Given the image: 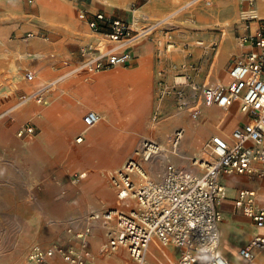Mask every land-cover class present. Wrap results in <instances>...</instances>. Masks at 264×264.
<instances>
[{
	"label": "rangeland",
	"instance_id": "1",
	"mask_svg": "<svg viewBox=\"0 0 264 264\" xmlns=\"http://www.w3.org/2000/svg\"><path fill=\"white\" fill-rule=\"evenodd\" d=\"M15 2L18 5L6 12L4 16L0 13V67L6 66L8 69L11 66L14 67L15 72L12 75L15 82L16 78L21 79L19 81L21 91L14 94L17 99L12 98L9 102L4 98L8 94L0 91V119L16 109L13 107L17 104L20 96L29 95L37 87L45 86L47 83L58 79V77H52L49 57L43 48H39V43L35 39L45 38L49 42L56 41V45L59 47L58 52L63 56L61 59L70 62V66L66 69L62 68L61 73L73 72L69 76L66 73L60 74L63 76L62 80L57 82L49 94L58 92L60 87L67 89L71 86H78L76 91L66 92V95L79 98L86 91L85 81L87 79L132 70L122 68L100 73L77 70L84 60L81 49L87 46H98L96 42L82 45L77 43L78 39H92L99 36L89 29L85 20L80 18L82 11H87L86 9H89L90 6L95 7V9L91 12L87 11L89 13L88 19L97 12H102L108 17L129 22L132 28L138 32L153 27L151 34L147 37V42L152 43L154 47L153 54L150 57L151 60L148 59L149 67L138 78L139 81L143 82L148 72L152 71L155 81L152 92L157 95V101L151 111V129L148 132H143L140 136L137 135L124 141L117 151L111 154L100 153V148L105 146L104 144L99 146L97 143L89 144L85 139L82 143L77 140L83 137V131L95 129L103 123L102 117L100 123L94 127L84 125L83 118L86 113L89 110H96V106H99L97 102L92 103L93 107L90 106L79 119L82 123V130L74 135L73 145L69 150H66L61 143H58L57 153L48 169L49 173L68 168L72 175L67 180L68 182L65 181L67 183L64 182L67 187L61 191L52 186L36 188L41 199L40 219H33L24 211V206L19 202L20 194L17 189L11 188L7 193L0 194V264H27L28 257L34 247L66 244V240L56 242V239L66 234L68 227L74 226L81 229L90 213L104 211L116 205V193L113 198L104 196V198L98 199L88 190L86 184L91 178V170L96 168L103 170L104 178L100 180V184L106 190L110 188L109 179L112 173L121 169L130 160H138L153 181H161L165 171L162 178L155 179L151 176L146 164L163 162L161 160L163 155L169 154L173 158L185 162L174 161L170 163L165 161V169L169 165H177L181 168L189 167L193 158L199 157L208 148L212 137H191L185 142L186 135L184 134L179 142L178 151L175 153L170 138L166 139V144L158 139L162 126L167 123L165 120L170 118V114H165L163 105L159 106V103L168 101V106L173 111H178L179 115H183V118L194 121L191 118L190 110L195 105L202 103L201 97L195 94L193 90L194 83L209 82L210 84L226 85L230 68L235 60L241 56L242 48L238 39L244 30V24L240 20V12L245 4L243 0H33L32 3L29 0H0V10L9 9L10 3ZM255 2L260 11L259 0H255ZM28 34H33L34 37L28 38ZM146 35L148 34H144L142 37ZM169 36L173 39L174 47L167 53L164 48ZM3 43L13 47H24L21 54L24 57L21 67L24 71H38L34 82L30 83L24 80L25 72L16 75L17 67L20 65V62L17 61L19 55L15 56L14 53H8L6 48L2 50ZM227 43L230 48L229 52H225L224 49ZM71 45H74L73 48H70ZM76 46L78 49L75 48ZM69 51H75V55H72L75 62L70 61ZM159 52L161 53L159 54ZM31 55L35 56L36 61L41 62L40 68L35 67L36 64L33 62L26 61L32 59ZM217 59L218 64L216 63ZM215 63L219 68L216 66L213 70ZM91 83L95 84L93 80ZM149 89L147 87L145 90L149 91ZM49 94L41 106L46 107L50 104ZM180 94L183 97L182 100ZM136 97L134 96L133 99ZM184 102L187 103V107H182ZM143 106L148 108L147 103ZM63 107L62 105L57 107L54 114L60 116ZM204 107L206 106H201L200 117L194 122L201 123L202 118H205ZM215 110L216 112L214 114L212 112L208 117V125H212L214 120L218 126V124H222L221 119L226 120L225 113L217 108ZM135 131L130 132L133 134L136 133ZM173 132L174 130L168 132V135L172 136ZM203 132L205 134V131ZM227 134L230 135L231 131ZM146 139L159 142L165 147V153L148 163L135 155ZM194 141L197 145L195 150L189 155L185 154L184 149L187 148V144L189 142L194 143ZM81 173H87L88 177L74 183L76 176ZM9 175L11 182L16 180L17 177L14 174L9 173ZM3 176L5 174L0 172V179L5 178ZM43 179L44 176L33 181L34 185ZM78 187L83 188L80 194L76 193ZM64 196H69L72 199L71 203H63ZM89 203L100 207L87 211ZM66 212L73 217L64 218L67 216L65 215Z\"/></svg>",
	"mask_w": 264,
	"mask_h": 264
},
{
	"label": "built area",
	"instance_id": "2",
	"mask_svg": "<svg viewBox=\"0 0 264 264\" xmlns=\"http://www.w3.org/2000/svg\"><path fill=\"white\" fill-rule=\"evenodd\" d=\"M243 1L240 20L244 30L238 40L245 51L230 68L231 81L226 85L194 83L193 90L201 97L202 103L192 107L190 113L196 121L202 105L227 110L238 101L242 112L247 113L251 121L237 127L230 139L212 138L208 148L192 160V169L169 165L161 181L151 180L138 160H130L109 179L117 192L119 207L90 213L81 229L68 227L70 238L66 244L34 247L27 264H95L90 240L97 230H103L107 240L102 253L113 255L125 249L134 264H151L148 255L152 243H157L160 248L173 246L178 249V260L170 264H231L220 252L222 215L218 207L224 191L221 176L237 173L264 177V18L260 17L255 0ZM88 14L82 11L80 18L108 45L100 43L96 47L81 49L84 60L77 70L100 73L130 66L137 47L134 43L144 34L148 37L153 27L138 32L129 22L108 17L102 12L89 19ZM32 37L33 34H28V38ZM168 38L164 48L167 53L174 47L172 37ZM50 58L57 59L55 55ZM62 63L70 66L69 61ZM72 73L66 74L69 76ZM62 78L59 76L51 83L37 87L29 95L20 96L15 107L31 101L43 104ZM26 80L34 82L35 74L28 73ZM180 99H183L181 94ZM182 107H187V103H182ZM101 119L97 112L90 111L83 120L86 127H94ZM184 133V128H181L173 134L174 150ZM33 134L35 127L26 124L18 136ZM81 140L83 138L78 139L79 142ZM162 151L160 144L148 139L135 155L144 162H150ZM86 176V173H81L74 183ZM254 196V192L242 191L236 205L258 227H263L264 208L255 205ZM263 248L264 237H258L242 249L240 255L247 264H252L253 250Z\"/></svg>",
	"mask_w": 264,
	"mask_h": 264
},
{
	"label": "crops",
	"instance_id": "3",
	"mask_svg": "<svg viewBox=\"0 0 264 264\" xmlns=\"http://www.w3.org/2000/svg\"><path fill=\"white\" fill-rule=\"evenodd\" d=\"M17 5V2L10 3L9 9L0 10V13L4 16L6 12ZM94 9L95 7L90 6V8L86 10L91 12ZM35 40L39 43V48H43V51H45L46 55L49 57V68L53 73L52 77L55 76L56 78L67 73L66 71L64 73L62 72L63 74L61 73V69H66L67 66H64L62 63L63 60L61 57L63 56L58 52L59 47L56 45V41L49 42L44 39ZM78 40L79 41L77 43H79V45L88 43L91 44L95 42L97 45L100 43L108 45V43L103 41L100 36H95L92 39L86 38ZM136 45L137 47L133 51L134 60L131 65L128 67H116L111 71L122 68H130L133 71L139 67L140 60L150 59L153 54L154 47L152 43L147 42V35L139 39ZM73 46L71 45L70 48H73ZM240 47L242 48V54L245 51V48L241 45ZM75 48L78 49L77 46ZM3 49L7 50L8 53H14L15 56L19 55L17 61L20 62V65L17 67L16 75L25 72V81H27L26 75L28 73L36 75L38 71H24L21 67L22 61L24 60V57L21 56L24 51L23 46L13 47L11 45L4 44L2 50ZM73 53H75V51H69V57L71 59L70 61L75 62L72 56ZM53 55L57 57L56 60L50 58ZM31 57L32 59H27L26 61H31L33 64H36L35 67L40 68L41 62L39 63L36 61L37 59H34L35 56L32 55ZM13 72H15L13 66H11L10 69L6 66L0 67V91L4 93L8 92L7 97H4L5 100L7 99V102H9L10 99L12 100V98L17 99V96L14 94L16 92L20 93L21 91V83H19L21 79L16 78L15 82L12 75L14 74ZM125 72L126 71L105 75L103 76L105 82L101 84L91 83L92 80L97 77L87 79L85 81V85L87 87L86 91L79 98H76L73 95H66V92L76 91L78 86H71L67 89H61L60 87L58 92L56 91L49 94L50 104L48 106L44 107L41 106V104L32 101L21 107H13L16 109L2 117L0 119V172L5 174V176H3L5 178L0 179V194L7 193V191L11 188L17 189L20 194L18 197L20 199L19 202L24 206V211L29 215V217H32L33 219H40L42 209L41 199L40 193L36 190V188L38 187L41 189V186L44 188L52 186L57 187L61 191L67 187L65 183L68 182L67 180L72 175V172H70L68 168H64L62 171L49 173L48 169L51 162L54 160L53 157H55L57 153L58 143H61L66 150L71 148L73 145L72 140L74 135L82 130V123L79 119L82 114H84L88 108L93 105V102L99 103V106H96V110H89L88 112H97L101 115V117H103V123L95 129L83 131L82 138L83 141L85 139V141L89 144L97 143L99 146L104 144L105 146L100 148V153H114L124 141L133 138L134 136L136 137L137 135L140 136L143 132H148L151 129V111L157 101V95L152 92L155 85L153 73L152 71L148 72V75L144 80L146 81L144 84L141 82V84H138L135 87H126L128 93L133 95L132 97L137 96L135 98L137 101L133 107L128 109L122 106L117 97L120 92L119 87H117L119 83L114 81L112 82V78L114 76L119 75L125 77ZM230 81L231 78L230 75H228L226 84L230 83ZM147 87L150 88L151 91L150 89L149 91H146L145 89ZM145 103L148 104V108L143 106ZM60 105L64 107L63 112L60 116H58L54 113L56 111L55 109ZM162 105L164 113L170 114V118L165 120L167 123L162 126L160 137H158L163 144H166V139L170 138V143L172 145L173 134L181 128H184L185 130V142L191 137L198 138L201 136H208L207 138L223 137L225 139H230V135L237 127L251 121V117L247 113L242 112L241 103L238 101L233 103L227 110L220 109L216 106L204 107L203 110H205V118H202L201 123L194 122L195 120L190 121L188 118H183L182 114L179 115L178 111H173L170 106H168V101L165 103H159V106ZM215 108L225 113L226 120L224 121V118L221 119L222 124H218V126H216V122L214 120L212 125H208V117L212 112L213 114L216 112ZM26 124H32L35 127V134L25 135L22 137L18 136V133ZM172 130H174V132L172 133V136H169L168 132ZM130 131H135L136 133L132 134ZM203 131H205V134ZM230 131L231 134H227ZM129 132L130 134L128 135ZM157 143L160 144L159 142ZM161 146L163 148L161 154H163L165 153V147H163V145ZM178 146L175 149V153L178 151ZM195 146H197L196 141H194V143L189 142L187 144V148L184 149V153L189 155L195 150ZM181 155H183V153H181ZM161 160L163 162L157 164H146L148 171L155 179L162 178L164 171H166L165 161L170 163L174 161L185 163L173 158L169 154L163 155ZM185 169H192V165L190 164L189 167H186ZM196 171L200 172L198 169ZM9 173L14 174L17 177L16 180L11 182V179H9ZM43 176L44 179L37 185H34L35 183L33 181L41 179ZM87 177L88 174L86 178ZM103 178V170L101 168L91 170V178L87 181L86 187L90 192H92L93 196L98 199L104 198V196L113 198L117 192L111 185L109 189L105 190L100 184V180ZM221 183L224 191L222 202L218 207L222 215V221L220 223V252L231 264H247L245 259L240 255V251L248 247L256 238L264 237V226L258 227L241 208L237 207L236 201L239 199V195L242 191L254 192L255 205L258 208H264V177L258 178L249 175H240L237 173H224L221 176ZM82 191L83 188L78 187V191L76 193L80 194ZM71 201L72 199L69 196H64L63 203L68 204L71 203ZM99 207L89 203L86 210L89 211ZM117 207H119L118 198L116 205L112 208ZM21 213L24 212L21 211ZM65 215H67L64 216L66 219L73 217L70 214L68 215L67 212ZM68 238L69 235L66 229V234L59 236L56 239V242H64L65 240L67 242ZM106 243L107 240L104 231L97 230L95 235L90 240V250L95 264H134L125 249H120L113 255H106L102 253V248ZM253 255L254 260L252 264H264V248L254 249ZM178 258L179 251L176 247L169 246L166 248H159L157 243H152L150 246L148 260L151 264H170L176 262Z\"/></svg>",
	"mask_w": 264,
	"mask_h": 264
},
{
	"label": "bare ground",
	"instance_id": "4",
	"mask_svg": "<svg viewBox=\"0 0 264 264\" xmlns=\"http://www.w3.org/2000/svg\"><path fill=\"white\" fill-rule=\"evenodd\" d=\"M121 2V1H120ZM259 5H260V11H259V15L260 17L264 18V0H259ZM1 8V7H0ZM3 10V9H2ZM136 24V23H135ZM142 32H144V30H141ZM146 31V30H145ZM4 32V31H3ZM101 37V36H100ZM138 42V41H137ZM136 42V43H137ZM136 43H134L136 45ZM224 43V42H223ZM225 52H229L230 48L229 45L227 43V46L225 45ZM221 54V53H220ZM225 54V53H224ZM223 54V55H224ZM29 55V54H28ZM228 55V54H226ZM22 56V55H21ZM32 56V55H31ZM23 57V56H22ZM28 58V57H27ZM221 58V57H220ZM23 60V59H21ZM221 60V59H220ZM222 61V60H221ZM216 63L218 64V59L216 61ZM213 65V70L215 69L216 66H218L217 64ZM222 65V64H221ZM149 67V61L147 59H143L139 61V67L136 68L135 70H131L126 73V76H114L112 78V82H116L119 83V85L117 87H119L120 92L118 93L119 95H117L118 99L120 100L122 106H124L125 108L130 109L131 107H133V105L135 104V102L137 101V99H133V95L129 94L128 91L126 90L127 86H132L135 87L138 84H141V81H139V76L140 74ZM219 68V66H218ZM218 73V70H217ZM184 79V78H183ZM105 82L103 76L97 77L93 80V83H98L101 84ZM143 83V82H142ZM145 83V82H144ZM143 83V84H144ZM48 84V83H47ZM3 86V85H1ZM7 90V89H6ZM8 93V92H7ZM10 95V94H9ZM28 104V103H27ZM83 140H81L80 142H82ZM79 142V141H78ZM160 248V247H159ZM169 251V250H167Z\"/></svg>",
	"mask_w": 264,
	"mask_h": 264
}]
</instances>
